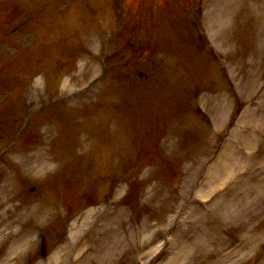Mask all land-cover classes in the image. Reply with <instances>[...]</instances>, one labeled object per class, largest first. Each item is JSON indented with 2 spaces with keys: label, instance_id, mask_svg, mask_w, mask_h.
<instances>
[{
  "label": "rangeland",
  "instance_id": "1",
  "mask_svg": "<svg viewBox=\"0 0 264 264\" xmlns=\"http://www.w3.org/2000/svg\"><path fill=\"white\" fill-rule=\"evenodd\" d=\"M63 1L31 0L30 4L22 7L5 0L4 7L0 6V138L13 131V118L22 110L20 98L31 94L30 101L34 97V89L32 87L31 91L28 81L41 72L43 65L46 66L42 58L57 62L66 58L76 60V64L68 63L73 68L69 73V88L79 91L86 81L89 85L93 79L90 76L98 72L106 52L113 54L118 50L126 14L128 19H132L127 13L128 7L134 9L135 20L132 29L124 32L126 37H121L123 47L128 40L130 44L127 54L120 59L126 62L135 55L137 57L142 49H149L152 55L141 59L140 65L138 62L135 66L146 75V79L138 80L135 75H128L127 67L109 72L110 98L105 106L103 101L98 103L101 93L97 87L89 98L92 105L90 102L81 105L88 99L78 104L72 101L74 104L71 105L77 107L72 108L73 113L82 112L84 116L92 113L93 117L96 115L99 126L104 124L110 128L108 142L104 146L93 138L98 127L91 128V123L81 129L83 134L79 133L67 143H56L59 138H56L58 130L54 123L59 124V118L50 111L31 122L23 142L0 160V186L4 179L9 180L8 185L17 176L18 160L24 158L23 155L28 159V167L41 163L44 170L54 167L56 174L58 171L61 173L53 184L42 179L54 172L45 176L36 177L34 173L30 177L23 176L19 195L15 196L11 187L7 200L12 199L6 205V199L0 193V262L39 264L49 259L63 244L59 235L65 223L66 233L75 234V239H71L75 246L84 239L85 250L75 257L73 264H135L137 259L146 262L147 256L157 248L161 239L160 228L172 214L176 192L183 187L187 174L190 175L201 155L216 153L219 144L228 136L231 168L235 175L233 182L224 190L215 188L218 193L214 201L221 199V203L214 206L206 218L201 216L202 211H196L197 205H194L195 215L192 208L177 226L171 253L160 264H264V152L261 147L264 135L260 140L253 137L256 133L264 134V0L207 1L206 32L210 41L219 46L220 52H226V58L231 61L234 70L232 89L237 88L242 100L235 98L236 95L227 87L223 88V83H220L222 75L216 68L219 63L213 59L211 63L207 59L202 60L195 49L189 55L192 61L181 59L174 39L185 36V25L197 38L192 15L188 11H181L170 24H167L166 17L161 16L153 25L147 11L142 12V18L138 16L136 7L151 0H114V5L113 0H87L89 5H84L72 19V24L91 33L93 38L89 39V46L86 43L91 55L85 58L77 55L65 57L67 36L53 46L51 55L45 53V44L51 41L52 34L57 37L51 28L56 25L55 20H51L52 23L47 21L51 15L61 20L64 17L61 10L57 13L49 9L60 8ZM192 2L186 5L188 9L199 11L200 5ZM25 4L26 0L22 2ZM23 22L25 26L20 25ZM10 23L13 25L8 28ZM162 23L164 29L160 31ZM46 26L50 30L45 34ZM68 27L69 24H65V28ZM197 32L201 33V30ZM187 34L190 36L191 32ZM73 38L70 42L79 46L87 36ZM158 45L165 47L157 53L158 62L163 64L160 70L158 64L153 63V47L157 51ZM81 61L84 66L79 69ZM156 74L160 83L153 81ZM95 85L101 86V81ZM126 85L130 87L132 101L147 117L133 118L123 109L115 108L118 89L126 90ZM68 95L70 99L74 96ZM194 98H198V107L201 105L202 109L198 114L191 107V114H186L188 104L195 106L196 100L190 104ZM95 104H98L96 111L88 112L85 108ZM42 105L39 103L30 110L35 115L39 114L35 108ZM225 119L227 126L222 129L221 123ZM44 124L53 128L43 130ZM89 129L93 130L91 134ZM67 136L70 138L69 134ZM39 138H42L40 144L37 143ZM42 144H45V150ZM249 148L256 151L247 153ZM55 151L64 153L60 161L54 155H59ZM226 151L229 152L228 148ZM72 152L76 154L71 155ZM142 153L145 155L142 161L134 162L138 158L134 155ZM80 154L82 158L74 160ZM168 157L173 159L163 163ZM150 163L152 166H148ZM111 166L122 175L115 184H111L115 174L110 170ZM233 167L237 170L233 171ZM173 170L178 173L170 181L164 173L169 174ZM220 178L216 174L214 181ZM58 184H64L59 196L61 201L54 192ZM33 186L36 191L29 192ZM111 187L123 190L124 194L118 200L113 198L112 203L107 201V210L100 212L98 221L90 230L92 216L87 217L86 212L98 209ZM3 195L7 196V192ZM85 202L91 207L72 219V214L82 209ZM56 203L66 213L63 224L59 223ZM223 208L225 214L221 212ZM194 216L199 219H194ZM15 247L22 252L20 258L18 254L17 257L12 256ZM50 264H57V261Z\"/></svg>",
  "mask_w": 264,
  "mask_h": 264
},
{
  "label": "bare ground",
  "instance_id": "2",
  "mask_svg": "<svg viewBox=\"0 0 264 264\" xmlns=\"http://www.w3.org/2000/svg\"><path fill=\"white\" fill-rule=\"evenodd\" d=\"M229 152H225L224 156L222 159H220L214 166L213 171H212V176L210 177V182H209V190H212L216 187L221 186L222 184L224 185L225 181L224 179L230 175H232V168H231V158H230V148L228 149ZM237 170V168L233 167V171ZM221 176L220 179H217V181H214V176L215 175ZM224 182V183H223ZM222 185V186H223ZM208 190V191H209ZM91 211L88 212L87 217L91 215ZM19 247H15L13 251L18 252ZM84 246L79 250L78 255L80 256L83 251H84ZM14 253V252H13ZM56 262L57 261V255H53L49 260L44 261L42 264H50V262Z\"/></svg>",
  "mask_w": 264,
  "mask_h": 264
}]
</instances>
